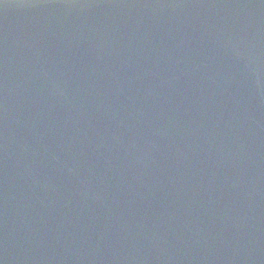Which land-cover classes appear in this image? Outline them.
<instances>
[{
  "label": "water",
  "instance_id": "water-1",
  "mask_svg": "<svg viewBox=\"0 0 264 264\" xmlns=\"http://www.w3.org/2000/svg\"><path fill=\"white\" fill-rule=\"evenodd\" d=\"M0 264H264V0H0Z\"/></svg>",
  "mask_w": 264,
  "mask_h": 264
}]
</instances>
